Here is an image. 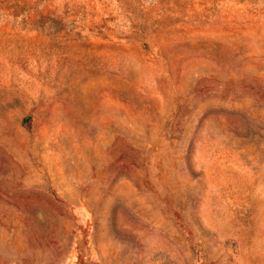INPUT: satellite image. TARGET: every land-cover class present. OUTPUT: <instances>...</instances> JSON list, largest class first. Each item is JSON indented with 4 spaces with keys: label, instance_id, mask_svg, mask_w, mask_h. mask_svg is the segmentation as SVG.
Masks as SVG:
<instances>
[{
    "label": "rangeland",
    "instance_id": "1",
    "mask_svg": "<svg viewBox=\"0 0 264 264\" xmlns=\"http://www.w3.org/2000/svg\"><path fill=\"white\" fill-rule=\"evenodd\" d=\"M0 264H264V0H0Z\"/></svg>",
    "mask_w": 264,
    "mask_h": 264
}]
</instances>
